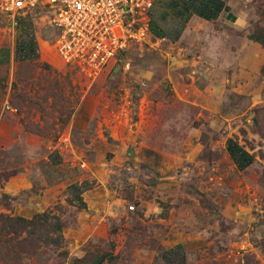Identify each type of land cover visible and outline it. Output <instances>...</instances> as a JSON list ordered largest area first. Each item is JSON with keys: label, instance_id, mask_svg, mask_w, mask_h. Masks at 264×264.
<instances>
[{"label": "rangeland", "instance_id": "1", "mask_svg": "<svg viewBox=\"0 0 264 264\" xmlns=\"http://www.w3.org/2000/svg\"><path fill=\"white\" fill-rule=\"evenodd\" d=\"M224 8L174 43L150 14L98 72L51 13L0 15V52L34 46L0 66V264H264V0Z\"/></svg>", "mask_w": 264, "mask_h": 264}, {"label": "built area", "instance_id": "2", "mask_svg": "<svg viewBox=\"0 0 264 264\" xmlns=\"http://www.w3.org/2000/svg\"><path fill=\"white\" fill-rule=\"evenodd\" d=\"M154 4L155 0H0V15L15 21L36 8L51 13L60 55L98 72L140 39Z\"/></svg>", "mask_w": 264, "mask_h": 264}, {"label": "crops", "instance_id": "3", "mask_svg": "<svg viewBox=\"0 0 264 264\" xmlns=\"http://www.w3.org/2000/svg\"><path fill=\"white\" fill-rule=\"evenodd\" d=\"M224 9V0H155L147 29L150 27V33L154 38L174 43L181 38L187 27L201 21L213 22L222 16ZM32 46L31 42H27L20 50L13 47L0 52V66L32 58L30 53ZM21 50L24 51L23 54ZM232 148H237L234 161L243 168V149L236 145Z\"/></svg>", "mask_w": 264, "mask_h": 264}, {"label": "trees", "instance_id": "4", "mask_svg": "<svg viewBox=\"0 0 264 264\" xmlns=\"http://www.w3.org/2000/svg\"><path fill=\"white\" fill-rule=\"evenodd\" d=\"M254 40L257 41V42H260V41H258V40H256V39H254ZM263 46H264V43H263ZM31 48L34 49V46H32ZM120 58H121V57H120ZM232 146H233V145H232ZM232 146H231L230 149H229V154H230L231 158H232L233 160L236 161V159H235V154H236V149H237V148H232ZM236 146H237V145H236ZM237 147H238V146H237ZM242 153H243L242 160L244 161L243 168H247V167H249L250 165H252V157L249 156V154L246 153V152L243 151V150H242ZM247 155H248V156H247ZM102 260H104V259H102ZM102 260H101V262H103Z\"/></svg>", "mask_w": 264, "mask_h": 264}]
</instances>
